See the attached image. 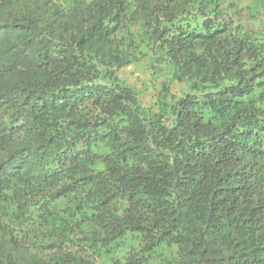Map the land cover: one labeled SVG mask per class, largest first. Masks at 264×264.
Here are the masks:
<instances>
[{"label":"trees","instance_id":"16d2710c","mask_svg":"<svg viewBox=\"0 0 264 264\" xmlns=\"http://www.w3.org/2000/svg\"><path fill=\"white\" fill-rule=\"evenodd\" d=\"M0 264H264V0H0Z\"/></svg>","mask_w":264,"mask_h":264}]
</instances>
